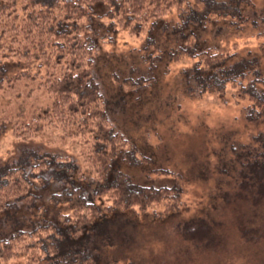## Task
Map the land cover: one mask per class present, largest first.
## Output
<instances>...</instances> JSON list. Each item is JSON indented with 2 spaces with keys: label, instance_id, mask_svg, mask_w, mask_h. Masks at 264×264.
Returning <instances> with one entry per match:
<instances>
[{
  "label": "trees",
  "instance_id": "obj_1",
  "mask_svg": "<svg viewBox=\"0 0 264 264\" xmlns=\"http://www.w3.org/2000/svg\"><path fill=\"white\" fill-rule=\"evenodd\" d=\"M254 3L255 0H0V44L8 39L6 45H0V65L14 59L26 67L36 63L45 71L33 85L27 80L29 76L23 79L24 72L11 75L0 69V136L10 129L13 137L25 140L46 128L60 129L62 137L78 140L80 155L94 175V188L86 189L81 181H75L80 177L73 178L75 172L68 158L45 154L28 171L6 163L0 165V213L14 206L33 209L36 200L43 198L40 187L48 180L61 181L65 188L50 194L47 203L37 207L39 212L59 203L70 207L68 213L59 214L57 221L30 231L1 228L0 264L19 256L24 258V264H97L114 246L119 247L124 237L135 234L127 220L109 215L128 209L146 211L158 205L162 214L179 209V192L174 187L134 186L124 174L108 178L122 151L130 164L146 160L138 157L110 121L95 78L98 45L118 29L139 38L148 34L141 40L148 57L151 52L163 55L169 47L174 60L189 56V94L208 92L224 97L231 89V95L243 106V117L251 123V130L231 149L235 171L230 181L236 189L234 198L249 203L251 217L242 216L228 229H209L218 228L220 231L213 234L223 241L232 235L242 245H264V56L231 40L244 32L250 35L251 28L256 29V36H264V10L258 15ZM96 5L105 7L102 16L94 12ZM173 10L183 13L184 20L195 30L176 28L168 41L160 32L154 36L156 22ZM206 33H212L214 39L209 40ZM145 82L144 78L127 79L125 89ZM28 83L24 96L23 88ZM37 87L44 90L41 104L27 105L25 98L31 97ZM52 164L60 178L51 170ZM44 172L46 177L40 174ZM203 222L204 217L191 219L179 233L202 238L208 229ZM208 235L213 241L214 236Z\"/></svg>",
  "mask_w": 264,
  "mask_h": 264
},
{
  "label": "rangeland",
  "instance_id": "obj_2",
  "mask_svg": "<svg viewBox=\"0 0 264 264\" xmlns=\"http://www.w3.org/2000/svg\"><path fill=\"white\" fill-rule=\"evenodd\" d=\"M253 9L258 15L262 14L264 0H255ZM104 10L102 5L94 7L99 16ZM176 28L195 30L184 20L183 13L173 10L156 22L152 32L154 36L160 32L168 41L173 38L172 31ZM255 30L251 28L250 35L244 32L231 40L243 46L246 44L264 56V36H256ZM205 35L209 40L214 39L212 33ZM147 37L148 34L139 38L118 29L111 31L98 45L94 72L108 117L138 157L146 158L130 164L123 158L122 151L114 160L108 178L124 174L134 186L174 187L179 192V209L162 214V207L158 205L146 211L128 209L109 215V218L127 220L135 234L124 237L119 247L114 246L97 264H264V245H242L232 235L223 241L213 234L220 231L218 228L209 229L210 226L228 229L242 216L251 217L249 203L234 198L236 189L230 181V174L235 171L231 149L251 130V123L244 120L243 106L231 95V89H227L224 97L208 92L189 94L187 68L191 58L172 59L170 47L163 55L151 52L148 57L141 47L142 38ZM260 45L261 49L258 48ZM0 69L11 75L24 72L23 79L29 76L27 80L33 85L45 74L36 63L26 67L14 59L3 61ZM141 78L146 80L144 84L125 89L127 79ZM29 83L23 88L24 96L28 93ZM42 95L44 90L37 87L30 99L25 98L27 105L41 104ZM80 148L76 138L62 137L57 128H46L25 140L13 137L8 129L0 136V165L6 163L28 171L40 160L41 154L68 158L74 168L73 178L80 177L75 181H81L86 189H93L94 175L88 163L83 161ZM61 162L66 161L61 159ZM51 166V170L56 171V178H60L58 169L54 164ZM40 174L45 176V172ZM40 188L43 198L36 200L33 209L14 206L0 213V229L30 231L46 222H55L59 214L70 211L67 204L59 203L40 213L37 207L46 204L50 194L65 186L61 181L48 180ZM197 217H204L203 225L209 229L202 238L179 233L184 223ZM208 232L214 236L215 243ZM6 264H24V258L19 256Z\"/></svg>",
  "mask_w": 264,
  "mask_h": 264
}]
</instances>
